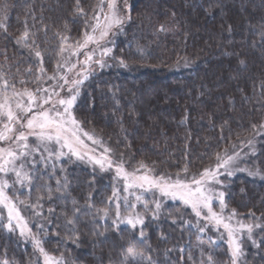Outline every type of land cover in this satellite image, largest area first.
<instances>
[{
  "label": "trees",
  "instance_id": "1",
  "mask_svg": "<svg viewBox=\"0 0 264 264\" xmlns=\"http://www.w3.org/2000/svg\"><path fill=\"white\" fill-rule=\"evenodd\" d=\"M99 2L81 0L89 19L97 14L94 9ZM4 5L7 32L0 29V75L15 82L17 89L24 87L19 83L22 78L30 81L28 88H35L31 81L40 74V63L16 43L25 22L30 28L35 23L31 31L43 52V67L52 75L57 72V61L62 60L57 55V31L63 32V22L69 21L68 35L75 41L85 30L84 18L71 15L74 0H0V16L5 15ZM130 17L123 33L110 36L115 42L106 58L110 66L96 65L83 83L74 112L84 130L101 138L112 149V157L123 159L128 170L143 161L154 166L155 174L175 178L177 173L183 176L187 166L191 178L215 167L217 153L240 151L244 168L264 173V134H254L252 127L264 123V0H131ZM161 25L168 30L158 31ZM120 59L127 67L120 66ZM28 68L31 73L25 71ZM94 146L103 152L102 147ZM62 163L66 173L57 165L55 176L50 180L45 176L36 184L47 182L54 190L56 179L66 174L70 182L66 205L55 192L53 200L40 201L42 216L19 204L32 231L39 232V225L44 224L48 235L41 239L46 251L57 258L63 256L66 264L118 262L121 249L137 238L131 229L121 225L123 232L110 230L95 237L91 217L82 216L77 246L67 238L60 214L65 207L71 214L72 199L84 206L89 194L96 207L105 206L117 185L115 173L94 171L79 162ZM222 180L227 183L224 191L229 210L235 209L246 223L264 224V179L237 171ZM42 194L46 193L33 188L30 193L24 190L21 198L34 204ZM49 207L56 209L54 216H49ZM251 213L259 219L254 221ZM0 216L3 225L1 208ZM104 223L98 220L99 225ZM145 223L146 244L142 247L154 264H208L209 253L215 264H229L226 242L211 227L199 233L192 226L196 217L191 209L179 202L163 201L159 219L153 220L148 213ZM56 232L60 235H54ZM254 236L259 243L264 231L256 229ZM210 240L216 243L211 245ZM243 250L242 264H264V246L245 239ZM4 261L42 264L32 244L17 231L9 233L0 226V264Z\"/></svg>",
  "mask_w": 264,
  "mask_h": 264
},
{
  "label": "snow or ice",
  "instance_id": "2",
  "mask_svg": "<svg viewBox=\"0 0 264 264\" xmlns=\"http://www.w3.org/2000/svg\"><path fill=\"white\" fill-rule=\"evenodd\" d=\"M126 4L127 0H125ZM2 7L5 9V15L0 16V29L7 32V26L3 22L7 18V6ZM94 12L97 14L89 19L81 5V0H74L71 15L84 18L85 30L81 38L72 41V37L68 35L71 31L70 22L67 20L63 22L64 31L58 30L56 33L60 39L57 55L61 56L62 60L57 61V72L52 75H48L43 67V52L37 43L36 33L31 31L35 23L30 28L25 22L23 32L16 38L18 45L27 48L38 59L40 74L34 76L31 81L36 84L35 88H28L27 84L30 81L20 79L19 83L24 87L19 90L15 82H10L0 75V145H2L0 146V208L7 211V222L0 226L6 228L9 233L18 230L19 236L30 242L34 252L43 258V264H66L63 256L57 258L46 251L45 240L41 239V236L46 238L48 235L45 225L40 224V231L33 233L28 221L21 215L16 201L36 210L37 216L43 215L40 211L43 204L40 201L53 200V192L58 193V198L64 200L66 205V195H70L68 191L70 182L66 174L63 179H56L54 190L47 182L37 186L36 181H44L45 176L50 180L56 175L57 165H60L61 172L66 173V166L62 161L66 160L71 164L74 162L72 158L75 157L77 161L92 165L94 171L97 167L101 172L114 171L113 179L122 182V187L113 185L111 196L107 198L103 207H96L89 194L84 206H79L75 199L71 200L70 215L67 207L61 209L60 214L64 217L67 238L77 246L80 240L78 226L81 217H91V234L95 237H103L110 230L123 232L121 225L127 226L131 229L132 235L137 237L130 240L126 248L121 249V259L118 262L110 259L109 264H154L152 257L146 255L142 247L146 244L145 216L151 213L153 220L159 219L164 198H167L179 201L184 208L191 209V213L196 217V223L192 226L199 233H205L210 227L217 232L219 239L227 244L230 254L229 264H242L245 239L251 241L254 246H264V238L258 243L254 236L256 229L264 231V224L246 223L237 217L235 209L229 210L225 200L226 193L223 190L227 187V183L220 177H231L237 171H247L249 175H258L264 179V173L258 169L253 171L240 168L239 153L228 154L227 151L216 154L215 167H207L199 174H193L191 178L187 175L189 171L187 166L182 170L183 176L177 173L173 178L169 175L155 174L154 166L143 161L129 171L123 159H114L111 155L112 149L94 133L84 130L83 122L77 119L74 108L84 81L94 73L92 65H99L100 68L110 66L106 58L110 57L113 51L110 45L115 42L109 37L123 33L125 23L131 19L130 15L122 13L117 0H100ZM167 30L163 25L158 29L162 32ZM228 31L231 32V26ZM85 49L87 51H84ZM66 51L69 55L63 56ZM139 51L143 50L139 49ZM81 52L84 54L82 62L84 67L75 73V77H70L68 73L73 72L77 64L81 63L79 59L73 63L71 57H79ZM97 53H99L98 57ZM241 63L243 64V61ZM119 64L121 67H127L123 59H120ZM25 71L31 73L32 69L28 68ZM49 81L54 83L48 84ZM45 84L48 86H44ZM252 127L254 134H264V123ZM82 136L90 140L93 145L102 147L103 152L99 156L95 155V150L88 149ZM247 143L251 145L252 141L249 140ZM33 188L46 193L38 195L34 204H28L15 196L17 191L23 194L21 190L27 189L30 193ZM9 189L13 190V195H9ZM145 194L152 196L151 201L145 198ZM129 196L134 199L130 200ZM138 206H142L143 211H137ZM55 213L54 207L48 208L50 217ZM250 215L254 221L259 219L255 217V213ZM55 218L59 219L58 216ZM0 219L3 217L0 216ZM98 220L105 223L99 225ZM109 220L110 225L107 223ZM200 221L205 223L200 224ZM173 222L175 223V220ZM186 223L190 222L186 221ZM54 235L59 236L60 233L56 232ZM215 243L216 241L210 240L211 245ZM147 247L150 248V245ZM201 255H204L203 251ZM3 264H7V261ZM208 264H215L211 253L208 254Z\"/></svg>",
  "mask_w": 264,
  "mask_h": 264
},
{
  "label": "rangeland",
  "instance_id": "3",
  "mask_svg": "<svg viewBox=\"0 0 264 264\" xmlns=\"http://www.w3.org/2000/svg\"><path fill=\"white\" fill-rule=\"evenodd\" d=\"M117 4H118V6L121 8V10H122V13H126V14H128V15H130V6H131V0H127V4L125 5V0H117ZM109 39H110V37H109ZM90 47H92V46H90ZM84 51H87V49H85ZM69 55V52H65L64 53V56H68ZM99 56V53H97V57ZM77 59H79V61L81 62V63H78L77 64V66H76V68L73 70V72H71V73H68V75L70 76V77H75V73L77 72V71H80L83 67H84V65H83V60H84V54H83V52H81L80 53V55H79V57H76V56H73V57H71V61L73 62V63H75L76 61H77ZM92 68L93 69H95L96 68V64H93L92 65ZM51 83H54V82H51ZM19 90V89H18ZM82 139H84V142H85V144L87 145V147H88V149H94L95 150V155H97V156H99L102 152H100V151H98L96 148H95V146L92 144V142L90 141V140H88L86 137H83L82 136ZM0 146H2V145H0ZM239 153V161H238V164H239V167L240 168H244V164H242V158H243V154L239 151L238 152ZM91 154V153H90ZM73 159V161L74 162H79V163H82V164H85V165H89L90 167H92L93 168V166L92 165H90V164H87V163H84V162H81V161H77L76 159H75V157H73L72 158ZM97 170H99V168L97 167L96 168ZM100 171V170H99ZM129 171H132V170H129ZM221 171H223V170H221ZM114 172V171H113ZM223 177H225V176H221L220 177V179L222 180L223 179ZM117 186H120V187H122V182H118L117 181ZM219 187V186H218ZM17 188H19V186L17 185ZM24 190H27V189H23V190H21L22 192H24ZM224 190V189H223ZM8 192H9V195H13V190L12 189H9L8 190ZM21 192L20 191H17V192H15V196H18L19 197V199H22L21 198ZM121 195H124V193H121ZM145 198L146 199H148L149 201H151V199H152V196L150 195V194H145ZM129 199L130 200H133L134 199V197H132V196H129ZM165 200H167V201H169L170 199H167V198H164V201ZM226 200V199H225ZM170 201H172V200H170ZM175 202V201H174ZM176 202H179V201H176ZM16 203H17V205H18V207L20 208V210H21V215L26 219V216L23 214V211H22V209H21V207H20V205H19V201L17 200L16 201ZM114 207V206H113ZM3 211H4V220H5V223L7 222V211L5 210V209H3V208H1ZM137 211H143V209H142V206H138V208H137ZM238 217V216H237ZM239 218V217H238ZM239 219H241V218H239ZM27 220V219H26ZM242 220V219H241ZM233 223H235V221H233ZM29 227H30V225H29ZM7 230V229H6ZM222 231V230H221ZM17 232H18V230H17ZM19 233V232H18ZM34 233V232H33ZM30 243V242H29ZM31 244V243H30ZM41 259H42V264H43V258L41 257Z\"/></svg>",
  "mask_w": 264,
  "mask_h": 264
}]
</instances>
